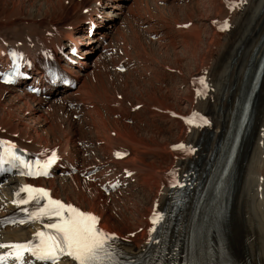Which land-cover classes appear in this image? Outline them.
Instances as JSON below:
<instances>
[{"label":"bare ground","instance_id":"1","mask_svg":"<svg viewBox=\"0 0 264 264\" xmlns=\"http://www.w3.org/2000/svg\"><path fill=\"white\" fill-rule=\"evenodd\" d=\"M124 4L0 0V50L8 44L32 48L48 42L59 50L79 48V58L69 57L76 80L72 90L42 100L0 85V140L36 157L56 154L60 165L53 178L37 185L47 188L52 198L95 216L101 229L126 236L127 243L119 248L133 255L149 241L153 213L172 199L167 173L184 176L192 164L194 170L205 171V181L209 177L264 49V0H132L123 16L128 25L112 28L108 18L124 15ZM102 7L108 11L103 13ZM224 23L227 27L221 30ZM90 27L94 31L88 36ZM120 67L124 71L118 72ZM15 109L20 117L13 116ZM48 112L54 121L43 129L46 123L40 120ZM193 114L206 123L187 128L186 119ZM85 133L93 137L79 142ZM182 149L194 152L184 154ZM87 153L93 160L83 158ZM121 153L127 156L118 159ZM168 161L172 165L167 169ZM67 171V178L60 176ZM108 172L115 176V193L147 195L141 208L132 204L131 218L117 216L114 196L98 188ZM236 173L228 205L215 206L193 226L188 224L190 212L182 219L179 232L187 230L184 237L190 239L181 241L177 264H264L254 241L257 237L264 242V75ZM21 184L16 177L0 184L3 245L29 241L37 228L14 199ZM7 217L17 221L6 224ZM8 249L0 248V255ZM154 250L149 243L141 253ZM25 263L37 264L28 257Z\"/></svg>","mask_w":264,"mask_h":264},{"label":"snow or ice","instance_id":"2","mask_svg":"<svg viewBox=\"0 0 264 264\" xmlns=\"http://www.w3.org/2000/svg\"><path fill=\"white\" fill-rule=\"evenodd\" d=\"M227 27V25H225ZM5 82H11L10 80ZM3 151L0 152V165L9 163L10 161L19 160V156L15 154V146L7 142H0ZM53 159L48 160L43 165H37L36 171L33 173V165L20 160L29 171L27 175H46V169L54 162ZM22 192L28 193V199L22 200L21 203H28L30 200L40 197L47 198L48 194L42 189H34L24 187ZM65 213H68L65 216ZM41 216L59 217L56 223L48 224L46 227L54 229L56 235H49L44 232L37 233L40 239L39 245L32 247L25 244H0V248L8 247L13 250V258L22 261L25 252H31L36 259L57 264V260L61 255H67L74 259L77 264H104L105 256L111 259L109 249L111 245L109 241L115 240L114 236L104 233L96 227L98 221L95 216L79 212L72 206H65L60 201L48 200L47 206L41 208L38 212L33 213V219ZM160 220L159 216H155L153 223ZM6 257H0V264H4Z\"/></svg>","mask_w":264,"mask_h":264},{"label":"rangeland","instance_id":"3","mask_svg":"<svg viewBox=\"0 0 264 264\" xmlns=\"http://www.w3.org/2000/svg\"><path fill=\"white\" fill-rule=\"evenodd\" d=\"M125 1V4H124V6L126 5L127 7L131 4V2H132V0H124ZM129 2V3H128ZM167 5H169V4H166V6ZM123 7V13H124V15H122L121 13L122 12H119L118 13V17L116 16V17H111V16H109L110 18H108V19H110V20H113L112 22H110V25H112V28H117V27H119L120 26V24L122 23L123 25H125V26H127L128 25V22H127V19H125L126 18V14H127V7ZM159 6H161V5H159ZM105 9V10H104ZM106 11H108L106 8H104V7H102V12L104 13V12H106ZM181 13H179V15H180ZM123 16H125V18L123 17ZM180 16H182V14L180 15ZM129 18H131V17H128V19ZM181 18V17H180ZM182 19V18H181ZM114 21H115V23H114ZM117 21H121V22H117ZM118 24V25H117ZM116 26V27H115ZM183 26H186V25H183ZM53 28V27H52ZM143 31V30H142ZM84 32V29H82V30H80L79 32H78V34H82ZM147 35V33H143L142 34V36H146ZM146 38V37H145ZM104 39H107L106 41H108V43H107V45L109 44V38L108 37H105ZM114 40H112L111 41V45L114 47V50L116 49V45L114 44V42H113ZM113 43V44H112ZM152 46H156V45H152ZM91 53V52H90ZM91 54H93V56H94V54H96V52H92ZM95 57V56H94ZM118 72H120V71H118ZM17 90H19V89H17ZM20 91V90H19ZM21 92V91H20ZM8 98H6V100H7ZM5 100V101H6ZM44 109L46 110L47 108L46 107H44ZM19 114V115H17V113ZM12 113H13V116L14 117H20V115H21V113L19 112V110H17V109H15V110H13L12 111ZM48 116V117H47ZM51 117L53 118V119H51ZM74 118V120L76 121L77 120V117L76 116H73L72 117V119ZM47 121V122H46ZM54 121V117L51 115V113L50 112H48V114L46 115V117L45 116H43V118H41V120H40V122L42 123V122H44V123H46V126L43 128V129H47L48 128V124H52V122ZM27 124H30V123H28L27 122ZM42 129V130H43ZM88 133H90V132H88ZM88 133H85L84 134V136H78L79 138L80 137H83V139H80L79 140V142H84L85 141V138L86 137H90V138H92L93 136L92 135H89ZM16 137V136H15ZM93 153L95 154V151H93ZM88 154V153H87ZM87 154H84L83 155V158H88V161H91V159L93 160V157H92V153H89L88 155ZM90 156V157H89ZM172 165V163L171 162H167V164L165 165V168H167L168 169V167H170ZM167 166V167H166ZM109 175H111V176H109ZM114 176L112 175V173H108V177L107 178H105L106 180L107 179H114L113 178ZM112 194V195H111ZM115 194H117V193H114L113 194V192H111L110 194H108V195H111V196H114L113 197V199H114V204H115V208H114V211L117 213V216H119L121 213H125V216L126 217H130L131 218V216H130V214H129V212L131 211V208L133 207V205L132 204H135V205H137V207H139V208H141V206H142V204L143 203H145V201H146V198L145 197H147V195H145V196H142V194H141V192L140 191H134V192H131V193H127V194H124V192L123 193H121V194H117V195H115ZM107 195V196H108ZM116 198V199H115ZM118 198V199H117ZM128 198H129V200H128ZM120 200V201H119ZM126 200V201H125ZM132 200V201H131ZM127 202V203H126ZM119 212V213H118ZM254 241L255 242H258V247H259V249H260V251L264 254V242H261L260 240H259V238H257V237H255V239H254ZM259 242H261L260 243V245H259ZM257 244V243H256ZM260 247H263V248H260Z\"/></svg>","mask_w":264,"mask_h":264}]
</instances>
